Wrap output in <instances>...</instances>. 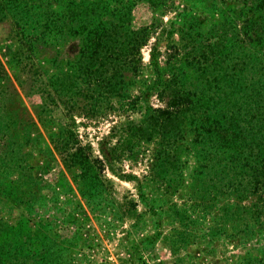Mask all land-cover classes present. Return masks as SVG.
I'll use <instances>...</instances> for the list:
<instances>
[{"label":"trees","instance_id":"trees-1","mask_svg":"<svg viewBox=\"0 0 264 264\" xmlns=\"http://www.w3.org/2000/svg\"><path fill=\"white\" fill-rule=\"evenodd\" d=\"M200 1L216 8L212 0ZM218 1L223 8L216 10L232 14L230 35L219 27L224 18L205 36L192 34L191 27L200 28L201 19L190 15L176 28L182 42L191 37L189 49L176 46V56L161 64L158 40L154 42L151 77L134 94L144 73L142 48L160 24L152 19L136 25L134 8L144 4L166 10L175 0H0V23L8 25L14 45L9 56L13 75L0 61V113L11 108L7 142H1L0 133V171L9 177L0 182V210L6 207L4 199L14 204L25 200L24 182L32 181V171L31 151L24 147L34 140L36 122L52 123L54 111L62 109L69 122L54 142L64 164L75 167L86 185L99 178L104 161L94 157L90 143H80L72 128L75 116L99 118L115 108L114 100L136 105L140 99L141 118L122 123L112 154H102L111 171L137 181L141 189L136 175L117 173L112 164L152 143L150 175L174 188L189 149L198 161L194 184L204 211L218 204L221 226L229 225L234 241L244 247L264 232V0ZM170 31L162 26L160 33L170 40ZM20 92L34 98L31 110ZM153 94L164 101L163 107L148 103ZM24 220L12 223L0 215V264H59L53 239Z\"/></svg>","mask_w":264,"mask_h":264},{"label":"rangeland","instance_id":"rangeland-1","mask_svg":"<svg viewBox=\"0 0 264 264\" xmlns=\"http://www.w3.org/2000/svg\"><path fill=\"white\" fill-rule=\"evenodd\" d=\"M212 1L216 8L200 0H175L173 7L158 11L144 4L134 8L136 25L152 19L160 23L155 35L142 48L144 73L138 78L141 81L137 82L134 94L138 93L136 88L143 86L142 81L151 77L150 48L154 42L158 40L161 64L167 57L176 56L179 52L176 46L184 44L181 48L189 49L191 37L182 42L176 28L190 15L201 19L200 28L191 27L190 33L199 31L203 37L224 18L226 23L219 27L225 30L226 37L230 35L232 14L223 15L216 10L223 8L221 2ZM172 22L175 26L170 25ZM162 26L171 29L170 40L160 33ZM13 49L8 25L0 23V61L9 75L14 73L9 64ZM19 95L31 110L34 98L26 97L23 92ZM135 102L136 105H122L124 103L114 100L115 108L99 118L75 116L72 128L80 143H90L94 157L104 161L99 178L86 185L80 183L75 167L64 164L63 155L54 142L69 122L62 109L54 111L52 123L36 122L37 129L31 134L34 140L24 147L31 151L28 162L32 171V181L24 182L28 190L25 200L14 204L4 199L6 207L0 210V215L4 214L12 223L24 217L28 227H40L44 235L53 239L59 264H247V260L250 264H264L263 231L253 235L244 247L234 241L229 225L221 226L216 207L219 205L213 202L204 211L206 205L196 199L200 195L194 184L198 161L191 150L186 149L180 169L181 182L174 188L161 185L150 175L152 143L141 144L135 155L124 154L112 164L117 173L136 175L141 189L137 181L111 171L102 154H112L110 147L120 139L122 123L141 118L143 104L140 99ZM148 103L153 107L164 106V101L156 94L150 96ZM10 109L7 106L1 109L0 125H5L11 117ZM16 113V118L23 119V114ZM6 127L7 124L0 131L2 143L9 137ZM16 132L21 134L19 129ZM170 174L168 178L172 177ZM8 178L0 171V182ZM250 247H254L251 253L248 252Z\"/></svg>","mask_w":264,"mask_h":264}]
</instances>
